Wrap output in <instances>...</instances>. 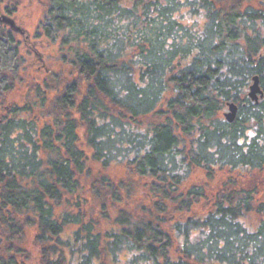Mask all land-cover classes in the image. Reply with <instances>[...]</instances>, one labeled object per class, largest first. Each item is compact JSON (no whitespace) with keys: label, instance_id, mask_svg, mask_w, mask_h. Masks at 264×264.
<instances>
[{"label":"trees","instance_id":"obj_1","mask_svg":"<svg viewBox=\"0 0 264 264\" xmlns=\"http://www.w3.org/2000/svg\"><path fill=\"white\" fill-rule=\"evenodd\" d=\"M48 3L61 69L0 112V264H264V0ZM14 42L0 26L2 100Z\"/></svg>","mask_w":264,"mask_h":264},{"label":"rangeland","instance_id":"obj_2","mask_svg":"<svg viewBox=\"0 0 264 264\" xmlns=\"http://www.w3.org/2000/svg\"><path fill=\"white\" fill-rule=\"evenodd\" d=\"M48 1L49 0H2L0 2V15L2 13L10 15L15 19L17 25L23 29V33L14 32L9 28L8 25H0L1 27H4L12 32L13 38L15 40L14 45L18 47L20 57L19 59L21 60L18 75L16 71H8L7 84L12 86V89L6 92L5 100L0 99V112L6 113L13 105H17L18 107H22L24 105L30 106L29 103L32 104L36 100H39V97H36L33 83H38L40 78H42V76L45 75L49 69L53 72H57L59 69H61V67L56 63L58 62L57 56L51 52L54 45L43 34L42 31V25L48 18V9L50 6ZM196 19L201 21V23L203 21L201 16H197ZM192 21L193 20L190 17L184 20V22L188 25H191ZM37 75H39V77H37ZM227 110L228 107L224 109V112ZM248 133L249 135H253L254 130H250ZM122 147L123 149H126L128 145L122 143ZM110 172L111 174L116 173L118 176L121 173V170L119 168H112ZM144 182L145 181L143 180L142 182H139L140 185L136 186L137 193H135L133 197L132 195L129 197L125 196V198L123 197L126 203L129 202L128 204L131 206H136L139 203V200L142 198L140 197L142 196L140 192L147 188L146 186L144 187ZM260 198L264 201V197ZM83 200L84 206L88 208L90 206V199L88 195L85 196ZM105 202H107V199ZM67 207V210H71L69 205ZM103 211L105 213L101 217H98L97 220H99L101 228L104 232V229L109 228L108 225H104L105 221L107 220L106 217L112 218L114 211L111 209L109 204H107V207ZM106 213L111 215V217L108 215L105 216ZM95 214L98 215L97 212H95ZM255 219L256 217L251 218L248 216L245 221L249 224V222H254ZM72 230V225L67 226L64 237L70 236ZM131 255V251L127 249L121 250L119 252L120 262H125L126 259ZM73 262L76 263L75 259H73ZM129 264L137 263L131 261Z\"/></svg>","mask_w":264,"mask_h":264},{"label":"water","instance_id":"obj_3","mask_svg":"<svg viewBox=\"0 0 264 264\" xmlns=\"http://www.w3.org/2000/svg\"><path fill=\"white\" fill-rule=\"evenodd\" d=\"M6 24L9 26L11 30L14 32L23 33V29L17 25L15 19L8 14L2 13L0 15V25ZM263 94L262 88L259 83V76L255 75L253 77V82L249 87V96L255 101L258 100L259 96ZM238 105L231 101L228 103V110L224 112V117L227 121L232 122L237 116ZM2 242V238L0 237V243Z\"/></svg>","mask_w":264,"mask_h":264}]
</instances>
